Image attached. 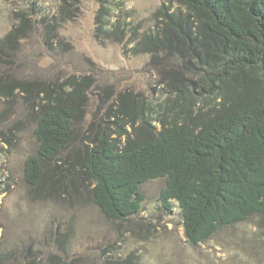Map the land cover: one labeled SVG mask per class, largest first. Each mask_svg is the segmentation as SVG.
Returning a JSON list of instances; mask_svg holds the SVG:
<instances>
[{
  "label": "rangeland",
  "instance_id": "rangeland-1",
  "mask_svg": "<svg viewBox=\"0 0 264 264\" xmlns=\"http://www.w3.org/2000/svg\"><path fill=\"white\" fill-rule=\"evenodd\" d=\"M61 4L0 0V41L18 30L0 53V264H264V215L221 228L195 247L178 206L168 212L159 201L164 179L142 186L141 213L123 222L108 220L93 203V185L71 187L69 170L80 169V155L101 126L117 120L124 102H161L164 75L151 55L133 52V41L155 28L160 7L178 4L77 0L68 10ZM83 78L87 98L71 147L44 168L39 185L27 184L25 163L39 148V104L47 91H69L72 80Z\"/></svg>",
  "mask_w": 264,
  "mask_h": 264
},
{
  "label": "trees",
  "instance_id": "trees-1",
  "mask_svg": "<svg viewBox=\"0 0 264 264\" xmlns=\"http://www.w3.org/2000/svg\"><path fill=\"white\" fill-rule=\"evenodd\" d=\"M76 1L61 0L62 9ZM177 4L160 7L155 28L133 41V52L151 55L164 75L161 102H124L67 177L75 190L93 185V203L118 222L141 213L145 183L164 179L159 201L168 212L178 206L185 237L197 247L221 228L264 215V0ZM17 32L0 41V53ZM87 83L45 93L27 184L39 185L44 168L71 147Z\"/></svg>",
  "mask_w": 264,
  "mask_h": 264
}]
</instances>
